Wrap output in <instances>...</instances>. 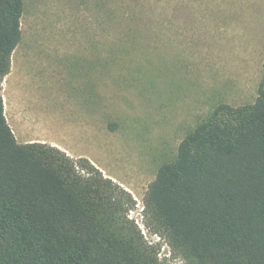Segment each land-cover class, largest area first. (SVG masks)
I'll use <instances>...</instances> for the list:
<instances>
[{
  "label": "rangeland",
  "instance_id": "obj_1",
  "mask_svg": "<svg viewBox=\"0 0 264 264\" xmlns=\"http://www.w3.org/2000/svg\"><path fill=\"white\" fill-rule=\"evenodd\" d=\"M21 40L1 83L20 143L86 158L142 199L160 164L218 103H251L264 59V0H24Z\"/></svg>",
  "mask_w": 264,
  "mask_h": 264
},
{
  "label": "trees",
  "instance_id": "obj_2",
  "mask_svg": "<svg viewBox=\"0 0 264 264\" xmlns=\"http://www.w3.org/2000/svg\"><path fill=\"white\" fill-rule=\"evenodd\" d=\"M24 0H0V264H162L131 197L86 158L20 143L1 83ZM142 222L183 264H264V59L253 102L216 104L159 165Z\"/></svg>",
  "mask_w": 264,
  "mask_h": 264
}]
</instances>
